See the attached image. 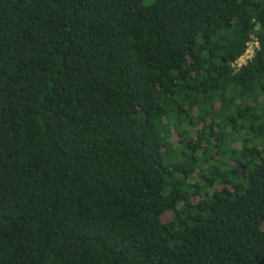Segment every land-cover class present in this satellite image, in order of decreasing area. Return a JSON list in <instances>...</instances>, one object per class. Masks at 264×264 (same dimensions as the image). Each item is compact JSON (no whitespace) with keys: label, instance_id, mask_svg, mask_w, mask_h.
<instances>
[{"label":"trees","instance_id":"trees-1","mask_svg":"<svg viewBox=\"0 0 264 264\" xmlns=\"http://www.w3.org/2000/svg\"><path fill=\"white\" fill-rule=\"evenodd\" d=\"M0 264H264V0H0Z\"/></svg>","mask_w":264,"mask_h":264},{"label":"built area","instance_id":"built-area-1","mask_svg":"<svg viewBox=\"0 0 264 264\" xmlns=\"http://www.w3.org/2000/svg\"><path fill=\"white\" fill-rule=\"evenodd\" d=\"M258 45H259L258 41L254 38L253 41L250 42L249 47H248V49H247V51H246L245 56H243V57L238 61V63H237V66H238V67H241V66L247 64V62H248L249 60H251V59L254 57V55H255V49L258 48ZM244 58H246L247 60H246L244 63H241V61H242Z\"/></svg>","mask_w":264,"mask_h":264},{"label":"rangeland","instance_id":"rangeland-1","mask_svg":"<svg viewBox=\"0 0 264 264\" xmlns=\"http://www.w3.org/2000/svg\"><path fill=\"white\" fill-rule=\"evenodd\" d=\"M246 60H247V59H246V58H244V59L241 61V63H244Z\"/></svg>","mask_w":264,"mask_h":264}]
</instances>
